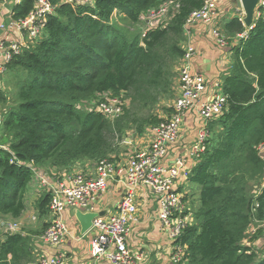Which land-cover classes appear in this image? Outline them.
<instances>
[{"label":"trees","instance_id":"trees-1","mask_svg":"<svg viewBox=\"0 0 264 264\" xmlns=\"http://www.w3.org/2000/svg\"><path fill=\"white\" fill-rule=\"evenodd\" d=\"M36 1L20 0L11 19L24 20ZM49 1L55 13L47 18L45 35L7 66L28 77H19L18 106L7 111L0 127V217L23 214L32 167L67 169L106 159L113 152L112 137L121 135L125 121L143 134L147 119L140 122L126 113L110 122L81 105L103 94H130L132 102L147 106L159 95L171 94L183 55V27L205 0H178L169 22L146 25L144 35L119 27L113 18L130 26L143 24L144 16L165 0ZM224 29L236 35L246 31L238 18ZM222 91L226 109L208 124L206 151L189 178L199 187L193 221L175 244L185 247V264H264L244 245L248 228L264 222V190L251 195L252 183L264 174L257 150L264 144V8L231 48ZM6 102L0 88V104ZM49 202L50 194H43L39 216L49 213ZM32 254L31 234L14 233L0 241V264H32Z\"/></svg>","mask_w":264,"mask_h":264},{"label":"built area","instance_id":"built-area-1","mask_svg":"<svg viewBox=\"0 0 264 264\" xmlns=\"http://www.w3.org/2000/svg\"><path fill=\"white\" fill-rule=\"evenodd\" d=\"M19 1L15 0V3ZM63 1L69 4L92 2V0ZM221 1L205 0L203 5L188 17L183 27L185 36L183 55L177 67L176 99L168 117L149 131L151 138L143 148L133 152L124 162L114 157L106 158L92 162L93 164L86 166V169L66 172L62 179L51 180L37 167L31 168L32 180L41 190L50 194V220L39 237L44 245L57 248L64 242L68 230L63 215L69 208L82 213H98L96 198L107 189L110 182L119 179L124 192L116 211L106 216L97 215L92 221L90 230L94 235L90 242L91 256L96 260L106 258L110 264H136V257L128 248V238L137 220V193L142 187H146L155 198L160 229L170 240L173 263L185 264L183 259L185 247L175 244V241L192 223L193 216L186 206L185 194L180 191V186L182 182H189L192 168L206 151L210 136L208 124L226 109V96L222 91L221 80L210 83L204 75L193 70L195 49L190 42V36L196 24L210 25L217 45L221 48L229 47L231 50L233 45L230 47L229 41L221 34L215 22L217 7ZM3 2L5 0H0V10L6 4ZM177 8L178 1L165 0L158 9L150 11L145 16L147 27H153L169 13L170 9ZM259 8H264V0H260ZM11 10L12 8H9L4 20L0 22V34L6 35L5 40L0 39V74L5 73L13 58L28 47L26 41L35 43L43 38L47 18L55 13V6L49 0H37L30 14L17 22L11 19ZM257 15L258 10L255 13V16ZM240 21L242 22V19ZM142 33L144 35L145 30ZM246 33L247 31L238 35V40L245 37ZM100 97L108 98L97 102L94 111L101 113L111 122L123 114L119 98L108 94ZM188 113L195 115L200 127L197 129L195 139L183 146L182 152L169 163V148L177 143L183 119ZM5 114H0V126L3 124ZM263 148L264 144L258 146L257 150L264 159ZM188 161L192 162L189 166ZM259 180L260 188L254 194V198L264 190V174ZM5 224L6 231L14 228L13 225ZM261 224L264 226V222ZM35 264L64 263L62 257L56 254L42 255Z\"/></svg>","mask_w":264,"mask_h":264},{"label":"crops","instance_id":"crops-1","mask_svg":"<svg viewBox=\"0 0 264 264\" xmlns=\"http://www.w3.org/2000/svg\"><path fill=\"white\" fill-rule=\"evenodd\" d=\"M8 10L9 8H1L0 22L4 20V16H6ZM233 18H238L239 20H243L244 18L240 2L238 0H222L217 7L215 22L216 25L219 24L220 27L218 28L221 34L229 41L230 47L237 43L238 35L221 27ZM243 27L246 28L244 25ZM5 37L6 35L0 34L1 40H5ZM190 42L195 49V55L192 61L193 70L204 75L206 80L210 83L216 80H221L222 82V78L228 74L230 70V48L219 47L212 35L211 26L206 24H196L192 28ZM175 80L174 83L177 84ZM199 127V121L194 114L188 113L185 115L181 126L180 137L177 143L169 148V163L173 162L174 157L182 152L183 146L190 144L195 139ZM147 134H149V132ZM147 134L140 136L138 139H134V142H131L132 144L130 143L131 146L127 148L129 153L118 156V160L124 162L133 152L143 148L146 141L148 142L151 138V135ZM126 141L130 142L128 139ZM91 162L92 161L77 162L67 169L51 168L48 164H44L38 166L37 169L46 173L49 179L56 180L62 179L66 172L86 169V166H89ZM191 163L192 162L188 161L187 166L191 165ZM118 180L110 182L107 189L96 198L97 215L102 214L106 216L116 211V206L124 192L123 185ZM190 186H193L190 182H182L180 191L185 194L184 200L192 215V209L197 205L199 192L198 189L192 191ZM45 193H47V191L41 190L38 184L31 180L25 192L26 208L23 214L18 219L0 217V241H4L7 235L14 233H21L23 236L31 234V240L34 246L37 247V249H33V255H35V252H38V254H36L37 258L42 255L57 254L62 257L64 264H110L106 258L96 260L91 256L90 242L94 235L93 231L89 229L84 233L81 232V227L75 216L76 210L74 209L69 208L63 215V220L66 222L68 231L64 242L59 247L53 248L52 246L44 245L40 241L39 237L43 232V227H46L50 220L49 213L43 217L39 216L37 207L40 198ZM191 197L192 200H190ZM136 205L137 220L133 224L131 234L128 238V248L136 257V264H174L171 257L170 240L165 232L160 229V225L157 221L158 207L153 194L148 188L142 187L138 191ZM4 220L8 222L7 224L14 226L11 231L5 230ZM45 227L44 230L46 229ZM37 231L41 233L38 235L32 234V232ZM261 244V240H258V247H260Z\"/></svg>","mask_w":264,"mask_h":264},{"label":"rangeland","instance_id":"rangeland-1","mask_svg":"<svg viewBox=\"0 0 264 264\" xmlns=\"http://www.w3.org/2000/svg\"><path fill=\"white\" fill-rule=\"evenodd\" d=\"M175 1L177 2L178 0H175ZM3 3H6V4L3 5L1 8H12L16 4L15 1L13 0H5V2ZM172 14H173V11L170 9L169 13L163 18V24H167L169 22ZM145 18L146 17L144 16V21L146 20ZM113 22H116L119 27L128 28L132 32L140 33L146 30L145 22L143 24L140 23L138 25L130 26L128 22L120 21L119 17H114ZM217 27H220L219 24L217 25ZM221 28H224V25ZM43 35H45V32L43 33ZM26 42H27V46H31L33 43L30 41H26ZM177 70L178 68H176L175 70V74H176L175 82L178 79ZM19 77L25 79L28 76L22 70L19 71L17 68L12 69L8 67L5 73L0 74V88L2 89L3 92L6 93V96H7V102L5 104H0V114L1 115L5 114L11 108L18 106L17 103L15 105V101L18 102L16 99V95H17V90H18L17 81ZM175 86H173V90L171 94H166V95L161 94L157 97V100L154 103L148 104L147 106H142V104L136 100H135L136 102L135 101L132 102L133 96L130 94L121 95L119 98V101L121 102V105L123 108V114L118 118H121V117L123 118L124 114L128 113L129 115L137 118V120L140 122L144 119H147L148 122L144 126L145 130L142 135L147 134L150 130H152V128L158 125L163 119L167 118L168 114L171 112V107L177 96V84H175ZM108 95L111 96V94H108ZM106 98H101L100 96H98L96 99L92 101L83 103L81 105V109L83 111H88L92 109L96 110L97 102L102 101ZM155 120H157L158 122H153ZM136 128H137V125H129L126 121L124 122L121 135L116 134L112 137L113 152L108 158L110 157L117 158L118 156L129 153L127 148L131 146L130 143L134 142V139H138L140 136H142L137 133ZM147 135H150V134H147ZM127 139L130 142L126 141ZM134 148H135V144H134ZM92 164L93 163L91 162L89 165H92ZM259 183H261L260 180L252 183L253 185H252L251 195L256 194V192L259 190L260 188ZM190 187L192 191H195L196 189H198V192H199V187L197 185H193ZM190 200H192V197L190 198ZM3 223H8V222H5L4 220ZM248 229L249 231L246 235V239L244 240L245 246L250 247L257 254L259 258H264V226H262V224H259V223H253ZM252 232H254V234H252ZM258 240H261V243H262L260 247H258L257 245ZM35 248L37 249V247H35L34 243L32 242V249H35ZM36 254H38V252H35V255L32 254V264L36 263V260L39 258V257L38 258L36 257Z\"/></svg>","mask_w":264,"mask_h":264},{"label":"water","instance_id":"water-1","mask_svg":"<svg viewBox=\"0 0 264 264\" xmlns=\"http://www.w3.org/2000/svg\"><path fill=\"white\" fill-rule=\"evenodd\" d=\"M237 1V0H235ZM241 4L244 18L243 25L247 29H251L255 18V13L259 9L260 0H238ZM103 216L102 214H98ZM76 220L81 227V232L84 233L91 228L93 219L97 216L96 213H82L76 211Z\"/></svg>","mask_w":264,"mask_h":264}]
</instances>
